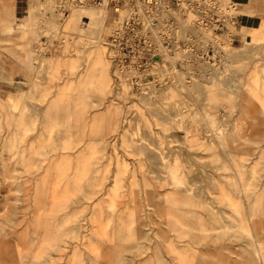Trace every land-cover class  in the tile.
<instances>
[{
    "label": "rangeland",
    "instance_id": "rangeland-1",
    "mask_svg": "<svg viewBox=\"0 0 264 264\" xmlns=\"http://www.w3.org/2000/svg\"><path fill=\"white\" fill-rule=\"evenodd\" d=\"M25 1L0 12V264H264V0H159L141 87L116 82L112 28L91 84L63 58L78 8Z\"/></svg>",
    "mask_w": 264,
    "mask_h": 264
},
{
    "label": "built area",
    "instance_id": "built-area-1",
    "mask_svg": "<svg viewBox=\"0 0 264 264\" xmlns=\"http://www.w3.org/2000/svg\"><path fill=\"white\" fill-rule=\"evenodd\" d=\"M172 1V2H171ZM166 1L168 10L177 9L183 14L199 10L197 0H171ZM174 1L177 6L175 7ZM44 6H53V12L57 16V22L65 20L72 10L75 8H97L106 10V23L112 28V31L105 39L108 47L109 57L114 65V74L116 82H121L126 75H129L133 85L150 84L157 77L153 73L154 68L161 65L162 61H158L157 52L163 47L165 52L168 51V45H157L151 39H147L148 32L140 28L141 19L156 17L154 4L159 0H43ZM216 3L217 0H214ZM231 8L237 7L231 3ZM90 14H85L83 20L85 24L87 20H91ZM234 22L235 18L231 17ZM89 24V23H88ZM61 34L64 27L60 25ZM47 37V36H46ZM65 40V35H63ZM45 38L42 41H47ZM55 44L50 45L53 49ZM161 46V47H160ZM165 61V59H164ZM163 61V62H164ZM144 92V89H139ZM1 143V142H0Z\"/></svg>",
    "mask_w": 264,
    "mask_h": 264
},
{
    "label": "bare ground",
    "instance_id": "bare-ground-1",
    "mask_svg": "<svg viewBox=\"0 0 264 264\" xmlns=\"http://www.w3.org/2000/svg\"><path fill=\"white\" fill-rule=\"evenodd\" d=\"M84 9H79V8L76 9L75 12L73 14H71V16L69 17L68 22L75 21L77 19L76 23L79 27L78 30L80 31L79 40H81V38H82V41L85 43V48L79 50L77 48V45H75V43L72 42L74 37L72 35H69V37H66V39L64 40V42H65L64 43V47H65L64 52L65 53L63 55V58L65 57L64 59L66 61H69L68 63H65V66L69 67L68 69L73 68V62L69 60L70 58L75 57V56H80L81 58H83L84 60H82V62L79 63L77 70H80V69L85 70L86 81L92 84V83L96 82V79L98 76L97 73L101 69V66H102L101 62H103V60L101 58H98L94 54V52L92 51L93 49L92 50H89V49L93 46V43L101 45L102 44V36H103L102 30L106 29V28H111V27L108 26V24L106 23V10H103V9H98L100 11L94 9L96 12L94 21L89 22L88 26L85 25V22H84L83 26L82 25L80 26L79 16L84 13V11H83ZM253 29L257 30L258 26L253 27ZM81 51H83V52H81ZM33 52L35 53L34 49H33ZM69 54H70V57H69ZM19 99H20V94H18L17 96L12 95V98H11L12 102L10 105L12 109L19 111V108H20L19 107L20 106ZM33 107H36V106H33ZM40 107H41V105H40ZM42 111H43V109H42ZM37 112H39V111H37ZM34 113H35V111H34ZM0 142H1V137H0Z\"/></svg>",
    "mask_w": 264,
    "mask_h": 264
},
{
    "label": "crops",
    "instance_id": "crops-1",
    "mask_svg": "<svg viewBox=\"0 0 264 264\" xmlns=\"http://www.w3.org/2000/svg\"><path fill=\"white\" fill-rule=\"evenodd\" d=\"M0 12L5 13L10 21H19L20 18H25L24 14L27 10L25 0H2ZM30 2V1H29ZM28 3V2H27ZM31 14V13H30ZM29 13L25 16H29ZM11 18V19H10ZM44 37H42L43 39Z\"/></svg>",
    "mask_w": 264,
    "mask_h": 264
}]
</instances>
